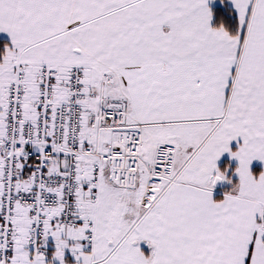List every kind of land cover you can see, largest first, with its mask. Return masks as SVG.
Returning a JSON list of instances; mask_svg holds the SVG:
<instances>
[{"label":"snow or ice","instance_id":"6c2138e0","mask_svg":"<svg viewBox=\"0 0 264 264\" xmlns=\"http://www.w3.org/2000/svg\"><path fill=\"white\" fill-rule=\"evenodd\" d=\"M0 264H264V0H0Z\"/></svg>","mask_w":264,"mask_h":264},{"label":"crops","instance_id":"0c3cea01","mask_svg":"<svg viewBox=\"0 0 264 264\" xmlns=\"http://www.w3.org/2000/svg\"><path fill=\"white\" fill-rule=\"evenodd\" d=\"M224 158H226V154H225V157ZM233 163H235V162L233 161Z\"/></svg>","mask_w":264,"mask_h":264}]
</instances>
